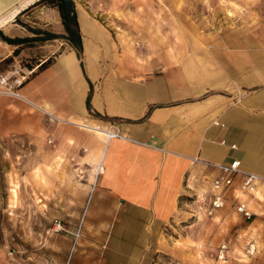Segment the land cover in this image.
<instances>
[{"label": "crops", "instance_id": "crops-1", "mask_svg": "<svg viewBox=\"0 0 264 264\" xmlns=\"http://www.w3.org/2000/svg\"><path fill=\"white\" fill-rule=\"evenodd\" d=\"M76 13L80 59L59 13L56 30L39 16L36 29L14 17L5 25L14 32L1 31L10 42L0 38V63L10 58V67L36 68L19 87L22 98L0 94V142L24 137L46 150L47 165L57 156L63 165L74 162L89 183L100 164L89 207L104 196L155 223L173 217L179 199L205 184L209 170L191 164L193 157L237 159L244 172L264 177V47H215L188 69L156 67L112 47L95 21ZM45 32L62 37L42 40ZM42 110L57 120L47 124ZM105 128L125 138L107 139Z\"/></svg>", "mask_w": 264, "mask_h": 264}, {"label": "rangeland", "instance_id": "rangeland-1", "mask_svg": "<svg viewBox=\"0 0 264 264\" xmlns=\"http://www.w3.org/2000/svg\"><path fill=\"white\" fill-rule=\"evenodd\" d=\"M72 1L112 47L156 67L188 69L191 59L201 62L215 47H264V0ZM33 3L16 22L33 30L41 16L55 28L56 9ZM69 44L77 46L74 39ZM35 146L24 137L0 142V264H264V184L244 196L253 212L249 219L230 202L207 215L201 182L179 199L173 217L155 223L104 196L97 202L94 196L90 208L94 187L85 181L87 170L78 176L79 166L63 165L59 156L47 165L46 150ZM111 224L114 229L99 230ZM222 240L230 251L218 260ZM249 244L252 253H246Z\"/></svg>", "mask_w": 264, "mask_h": 264}, {"label": "built area", "instance_id": "built-area-1", "mask_svg": "<svg viewBox=\"0 0 264 264\" xmlns=\"http://www.w3.org/2000/svg\"><path fill=\"white\" fill-rule=\"evenodd\" d=\"M36 67L27 68L22 66L19 62L14 61L10 69L0 73V94L22 98L19 93V87L32 75ZM47 124L56 121L57 118L50 113L42 110ZM82 126L81 128H85ZM90 130V129H88ZM104 136L107 139L111 138H125L115 128H105ZM50 142V141H49ZM224 143V141H221ZM231 147H235L234 144ZM201 163L206 170H209L210 175L202 178L206 184L205 191V212L209 216H214L224 205L228 202L233 204L235 213L239 216L249 219L253 212L249 208L248 201L244 197L250 193L258 184H264V177L254 173L244 172L240 168V161L233 159L228 163H217L201 160L198 157H193L191 164ZM101 165L94 172V184L101 173ZM78 176L83 173L79 170ZM83 177V176H82ZM93 188L91 189L92 193ZM254 244H249L246 253H252ZM230 251L229 242L222 240L216 249L215 256L218 260H225Z\"/></svg>", "mask_w": 264, "mask_h": 264}, {"label": "trees", "instance_id": "trees-1", "mask_svg": "<svg viewBox=\"0 0 264 264\" xmlns=\"http://www.w3.org/2000/svg\"><path fill=\"white\" fill-rule=\"evenodd\" d=\"M32 5H35V6L44 5V6H48L51 8H55L58 11L59 16L61 18V22L64 26L66 33H67L66 38L70 41H72L74 39L77 42V46H75V52H76L77 57L80 59V55H81V51H82L81 36H80L79 26H78V22H77V13H76L73 1L72 0H69V1H64V0H36ZM25 10H23V11H25ZM19 15H17L15 17V21L17 20V17ZM71 25L74 27L73 29L70 27ZM44 35H47V36L42 37L41 38L42 40L62 37V36H59L57 34H52V33H47V32H45ZM0 38L7 41V42H10V39L6 38L2 34L1 31H0ZM13 53H16V50ZM9 63H10V58H6L0 63V66L2 64H9ZM49 63H50V60L47 59L42 64H40V66L43 67ZM81 65H82V63H81ZM0 69H1V67H0ZM89 99H90V93L87 95L86 107H87L88 111L91 112Z\"/></svg>", "mask_w": 264, "mask_h": 264}, {"label": "bare ground", "instance_id": "bare-ground-1", "mask_svg": "<svg viewBox=\"0 0 264 264\" xmlns=\"http://www.w3.org/2000/svg\"><path fill=\"white\" fill-rule=\"evenodd\" d=\"M33 0H17L15 3H13L12 5L8 6L7 8H5L4 10L0 11V27L5 26L6 24H8L10 21H12L14 19V17H16L18 14L21 13L22 10H24V8L27 7V5L33 3ZM97 131H101L99 128L94 127ZM100 166V164H98L95 167L94 172L98 169V167ZM94 174V173H93ZM94 177V176H93ZM94 184V182H93Z\"/></svg>", "mask_w": 264, "mask_h": 264}, {"label": "water", "instance_id": "water-1", "mask_svg": "<svg viewBox=\"0 0 264 264\" xmlns=\"http://www.w3.org/2000/svg\"><path fill=\"white\" fill-rule=\"evenodd\" d=\"M17 0H0V11L15 3ZM69 1V0H64Z\"/></svg>", "mask_w": 264, "mask_h": 264}]
</instances>
